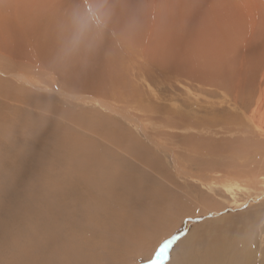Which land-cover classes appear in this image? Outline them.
<instances>
[{"label":"bare ground","instance_id":"obj_1","mask_svg":"<svg viewBox=\"0 0 264 264\" xmlns=\"http://www.w3.org/2000/svg\"><path fill=\"white\" fill-rule=\"evenodd\" d=\"M24 1L25 0H5L8 5H13L14 9H17L18 5H21V3L23 4ZM28 1L30 0H27V2ZM240 2L241 3L237 0V2H234V4H236L235 7H228L230 12H227V10L225 11V19H220L212 8V11H209L206 19H204L205 21L203 20V25L200 24V26H198V24L192 29H185L183 33L180 31L182 37H180L178 44L176 42L175 44L170 43L172 47H166L167 49L170 48L167 56L168 61L165 62L167 63L166 69L182 73L184 72L183 75L187 76L186 79L191 78L194 83L196 81L200 85L199 89L204 85L214 86L213 83H215L214 87H217L215 89L226 88V85L218 82L220 77L225 76V73H227L224 72V70L227 71L232 69L230 72H233L235 70L243 69L244 54L239 55L238 51L236 52L234 50L239 48H242V52H245L249 48H252V50L254 48L255 50V47L253 46L256 44H253V41L255 42L256 40L253 26L258 23L256 21L258 16V21L260 18L262 22L261 24L264 25L263 1V3L261 2V5H253L256 4V0H240ZM35 3L36 5H184V3H181V0H36ZM33 4L34 0L28 5ZM257 14L259 15L257 16ZM50 15L51 14H49V16ZM231 18H234L235 20L232 21ZM230 19L232 22H230ZM232 23L235 24L233 25ZM1 26L4 28L6 27L5 25ZM151 28H148V34L149 29L151 30ZM34 30L35 29L31 32L33 33ZM9 31V28L2 29L0 27V72L5 75L12 73L7 76H12L19 81H16L18 83L10 90L2 91L0 88V99L5 102H13L18 98L21 89L20 84L22 82H28L32 86L37 87L40 84L38 78H32V76L27 75L29 72H27V74L23 72V65L21 66L20 62V58L23 55L21 53V48L24 43L23 37L21 36L19 38V36L17 37L16 34H13L15 31L11 33ZM262 33L263 34L258 37L262 39V44L260 43V46H262L254 51L255 55L250 61L251 78L249 81L252 80V76H254L253 73H257L261 69L264 70V28ZM38 34L37 30V35ZM152 40L150 41L151 44ZM146 41L145 44L149 42ZM162 41L164 42V40ZM124 42L125 41H122V43ZM212 42L213 44H211ZM128 43L131 44V42ZM137 44H140L139 46L141 48V43L138 42ZM160 44H162V42ZM80 45L82 46V44ZM61 46L63 47V45ZM61 46H59L60 48L56 47L57 49L55 48V50H53L47 43H45V46L41 48L39 47L41 53H44L41 58L42 60H45V62H40L41 59H38V56L34 52H29V66L34 67L39 71L41 69L42 71H45V68H49L50 71L52 69H58L61 72L63 86L68 90L63 86L62 88L68 92H66L68 96H76L74 95L76 93L89 95L93 97V99H91L93 104L98 105L105 110L107 109L108 112H111L113 115L98 116L92 110H83L81 111V115L77 114V116L74 117L67 112L64 107L59 109L55 107L56 112L61 113L67 119L71 120L73 125H77L83 129L84 133L77 132L75 135H69V141L62 144L56 139H51L44 144V146L47 147L46 149L26 152L22 147L18 148L16 153L17 157L20 158L24 156L34 160V168L36 169H42L46 163L48 155H52V157H55L54 161L56 169L46 175L43 173L41 178L38 179L39 183L34 187L24 184L21 188L16 189V191L11 189L1 196L0 264L3 263L2 253L7 250L8 247L12 251V257L8 264H88L87 261L94 262L99 258L100 251L96 252L94 249L97 247L103 249L112 247L116 251H118L116 248L118 247L124 252L135 253L137 251L139 252L142 244L146 245L154 242V245L152 246L153 249L151 247V250L153 251L149 250L154 252L156 247H162L166 241L170 240L171 247L167 249V255L162 264H238L240 260L243 261V264H246L245 262L247 259L249 261L252 255V249L250 248L252 245V238H249V241H246L244 237H241L239 242L242 243L246 241V246L244 247L242 243L241 247L243 248L240 249L233 243L228 245H225L224 241L218 243V233H220L221 236H225L226 228L225 230H221L218 229L219 227H215L213 230L201 232H195V230L191 228V226L195 224L196 217H200V215H195L196 212L194 209H191L192 203H190V198H201L197 203L199 202L203 204V207L199 208L203 211L200 210L198 212H206V214L209 217L212 216V218L215 217V215H219V213H223L224 209L229 208L232 210V208L237 207V205L232 202L234 205L219 208L218 205L212 204L213 206L208 209L206 206L208 196H205V193L198 191L195 195H190L187 192H175V190L168 187V184H175L171 174L174 172V175H181V177L186 179H184L185 185L182 184L181 187L191 188V192L195 191L193 188L195 184L193 181L191 183L188 182L187 179L189 178L199 182L201 185H206V189L213 193L219 192V190H214V188H217L215 187L216 185H220L225 190L230 189L228 192L232 196L234 194L232 188H226L225 186H238L240 185L238 181H241L242 183L240 185L241 189H246L248 191L249 186L251 185L256 190L260 186L262 191H264V166L258 165L251 167L248 165L247 167L241 165L239 168L233 163L219 162V159L209 165H201L193 159L191 155L187 154L191 149V152L198 154L200 153V150L198 149L206 148L204 144H202L203 142L191 138H197V135L195 136L191 134L192 132L190 135L187 134L185 142H183V139L179 142V145H185L183 149L187 156L180 153L171 145H176V142L170 143L169 140H166V137L169 139L170 136H174L173 133L169 132L171 131L169 129L189 128V124H187L189 126L186 125L179 127L182 120L192 123L193 126H200L202 123L205 124V120H209L207 119V116L194 115L188 117L185 116L184 113L183 116L186 117L184 120L182 116H180V113L177 112L179 115L177 121L172 120L173 118L171 119L169 116L168 119H164V121L159 123L163 130H149L147 126L148 124L145 122L151 120V118L147 115L149 113L152 115L153 113L158 112V110L159 113H161L159 108L160 105L158 107L155 105L157 109L154 106H148V108L145 109V114L142 112L146 116L142 118L146 120L145 122L142 119L135 118L134 116L136 115L133 116L126 112H124L125 114H122L119 109L121 106L118 107V105L120 103H125L126 105V103H130V101L126 100L121 94L115 93V91L111 90L114 84H112L110 78V70L115 67V64L114 67L108 65L111 69L109 68V70H106L105 74L101 77L99 74L100 70H91L93 68L91 65L93 64L90 62V59L93 55L87 57L86 55H83V53L66 51ZM149 46L150 44L148 47ZM155 46L157 47L156 42ZM213 46L227 49L230 53L229 56L225 57L220 55L219 52L215 54ZM68 47L67 49H71ZM145 48H147V44ZM145 48H142V50ZM149 48L153 49V44ZM149 48H147L148 52ZM28 49L34 51L31 46H29ZM147 49H145L143 53H145ZM126 50L128 49L126 48ZM148 52L147 55L150 54L152 57L153 55ZM153 54L155 56L157 55L155 53ZM63 58H66L64 62H62ZM155 59L156 58H154V61ZM207 66H209L208 68L214 69L215 72L214 76L212 77L211 75L210 77L211 81L208 80V73L205 74L206 72H203ZM219 72L223 73L220 75ZM47 73L48 72H46V74ZM1 77L0 81H3V77L5 76ZM104 78L107 79L104 80ZM246 83L247 82L245 81V84ZM171 84L174 85L173 83ZM52 85H54L58 92L64 93L63 89L59 90L54 83ZM47 87L49 86H45V89H47ZM37 98L38 100L43 101L41 104L44 105L43 110L45 111L46 108L49 107L48 103L51 102L50 98ZM132 98V100H135L142 107H147L142 105L143 98H141L139 94H135ZM79 99L81 98H78V100ZM75 100L77 99L75 98ZM82 102L84 103V100H82ZM247 102H249V100ZM162 114L160 116H162ZM119 117L124 118L126 122H134L135 128L138 131L137 134L144 137L145 142H139L137 140L138 137L132 133H130V135L132 134L131 136L122 135L126 133V131L123 126L124 121L122 123L119 122ZM214 117H212V119ZM217 117L221 118L220 116ZM214 119H216V117ZM251 119H253L252 115ZM176 122H178V124ZM209 122L212 123L213 121L210 119ZM217 122L219 121L217 120ZM228 123L230 122H227V124ZM205 126L202 128L205 129L204 132H210ZM155 127L156 126H154V128ZM166 128L168 130H166ZM192 129H194V127ZM198 130L199 128L197 131ZM262 131L263 132L260 133L264 134V129ZM240 138L242 139V136ZM98 142L106 143V147L110 150L105 149L104 144H99ZM111 148L117 149L120 152V155L125 154L139 159L145 165H142L139 162L136 164L138 166H143V168H149L153 171L156 177L152 178V176L148 174L146 175L144 171L135 167L134 161L129 164L127 163V159L125 162L124 159L118 158L114 152L112 153L113 149L111 151ZM157 151L164 152L167 159L171 162L173 171H170L168 166L163 167L164 165L161 164L162 161L157 155ZM229 151L231 152V150ZM232 152H234V150H232ZM2 157L7 159L6 155H2ZM258 157H260V155ZM242 158H245V156ZM191 163L195 164L194 166H197L196 169L201 171L200 177L196 174H193L192 176L189 175L191 172L188 168L193 167ZM28 166L29 165L20 167L19 174H26ZM3 168H5L4 163L0 162V176L3 173ZM12 178L14 180V177ZM3 180L4 179H0V192L4 185H8ZM162 180H165V182ZM257 194L254 198L251 197L253 201L256 199L259 200V198H261L260 196H264V193L259 192V195ZM146 201L149 202L146 203ZM130 202H135L134 207H132V213L122 214L124 217L121 219L120 216L114 217L111 215L114 205H118L119 210L121 211L122 208L130 204ZM68 203L70 205L73 204V206H69ZM195 209L197 210L198 208ZM193 212L195 213L193 214ZM246 213L245 216H243L244 218L250 216V212ZM180 217L182 221L178 223V218ZM254 219L257 220V217H251L249 221H253ZM93 223L101 225L102 231H95L96 228L92 227ZM13 224L18 225L17 231L11 228ZM114 224L117 225L116 228H114ZM113 231L115 233H113ZM174 236H178V239L173 243L174 240L172 239ZM5 239H8L9 243L6 242ZM121 250L119 252H121ZM93 262L90 264H93ZM260 264H264V261H261Z\"/></svg>","mask_w":264,"mask_h":264},{"label":"rangeland","instance_id":"obj_2","mask_svg":"<svg viewBox=\"0 0 264 264\" xmlns=\"http://www.w3.org/2000/svg\"><path fill=\"white\" fill-rule=\"evenodd\" d=\"M31 1L33 0L28 2L25 0L23 4L21 3V5H18L17 9H14L13 5H8L5 0H0V27L2 29L9 28L10 33L15 31L13 34H16L17 37H23L24 43L21 48V53L23 55L20 58L21 66L23 65V72L26 74L29 72L27 75L40 80L38 87L32 86L28 82H25L26 84L24 82L21 84L19 83L21 87L20 93L22 94L19 93L18 98L13 102H5L0 99V126L2 127H0V159L2 158L0 162H3L5 167L3 168V173L0 176V179H4L3 181L8 184L2 187L0 198L6 191H10L11 189L16 191V189L21 188L24 184L34 187L39 183L38 179L41 178L43 173L46 175L56 169V164L54 161L55 157H52V155H48L46 158V163L42 169L34 168V160L24 156L20 158L17 157L16 153L19 147H22L26 152H32L38 149H46L47 147H45L44 144L51 139H56L62 144L69 141V135H75L77 132L84 133L83 129L77 125H73L71 120L67 119L61 113L56 112L55 107L58 109L64 107L65 110H67V112H69L74 117H76L77 114L81 115V111L83 110H92L98 116L113 115L111 112H108L107 109L105 110L98 105L93 104L91 102L93 97L89 95L76 93L74 94L76 96H68V92L62 88L63 83L61 72L58 69H52L50 71L49 68H45V71H42V69L39 71L38 69L29 66V52H34L38 56V59H41L40 62H45V60H42L41 58L43 57L42 55H44V53H41V49H39V47L41 48L45 46V43H47L53 50H55L56 47L63 45V47H61L66 51L83 53V55H86L87 57L93 55L90 59V62L93 64L91 65V67H93L91 70H100L99 74L101 77L103 74H105L106 70H109V68L111 69V67H114L115 64V67L110 70V78L112 80V84H114L111 90L115 91V93L121 94L126 100L130 101V103H126V105L125 103H120L118 105V107L121 106L119 109L122 114H125L124 112L128 114L130 113V115H136L137 117L134 116L135 118L142 119L145 116V109H147L148 106H154L156 108L155 105H157V107L160 105L162 107L161 109L159 106L161 113H159V110L152 115L150 113L149 115L146 112L148 114L147 116L151 118V120L147 121L148 123L145 122V119H142L146 124H148L147 126L149 130H161L162 127H160L159 123L164 121V119H168L169 116L171 119L173 118L172 120L177 121L179 116L177 112L180 113V116H182L184 120L186 118L183 116L184 113V115L188 117L194 115H205L207 116V119H211L213 121L212 123L209 122V120H205V124L202 123L203 126L206 125L205 127L207 130H210V132H204L205 129H202V124L200 125V128L199 125L193 126L192 123L182 120L179 127L189 124L190 126L187 125L189 128L169 129L171 130L169 132L173 133L174 136H170L169 139L166 137V140H169L170 143L176 142V145L171 144L172 147H175V150H178L180 153H183L186 156L187 154L191 155L193 159H195L199 164L209 165L210 163L219 159V162L233 163L239 168L241 165H245L247 167L248 165L251 167L258 165L264 166V134L260 133L263 132L262 130L264 129V70L261 69L257 73H253L254 76H252V80L249 81L251 78L250 61L255 55L254 51L258 50L262 46H260V43L262 44V39L258 37L263 34L262 30L264 25L261 24L262 22L260 18L258 21L259 14H257L258 17L256 16V21L258 23L255 21L256 24L253 26L256 40L255 42L253 41V44H256L253 46L255 47V50L254 48L253 50L252 48H249L245 52H242V48L234 50L236 52L238 51L239 55L244 54L242 66L243 69L235 70L233 72H230L232 69L227 71L224 70V72H227L225 73V76L220 77V79L218 78L219 83L226 85V88L224 89H215L217 88L214 87L215 83H213L214 86L204 85L201 89H199L200 85L196 81L194 83L192 81L193 79L191 78L186 79L187 76L183 75L184 72L182 73L179 71L166 69L167 63L165 62L168 61L167 56L170 50V48L167 49L166 47H172L171 44H175V42L178 44L185 29H192L198 24V26H200V24L203 25L205 21L204 19H206L209 11H212V8L220 19H225V11L227 10V12H230L228 7H235L236 4H234V2H237V0H181V3H184V5H36V0H34L33 5H28L31 3ZM262 1L264 2V0H256V4L253 5H261ZM238 2L241 3L240 0H238ZM49 14L51 15L49 16ZM234 18H231L232 21L235 20ZM231 19L230 22H232ZM232 24L234 25L235 23ZM1 25H5L6 27L4 28ZM148 28H151V30L149 29V34L147 32ZM33 29H35V33L31 32ZM37 30L40 35H37ZM180 31L182 33H180ZM146 38L147 41L153 39L152 44L154 50L149 48L152 46L150 42L151 40L146 43L147 48H149V52L153 55L152 57L150 54L147 55L148 49L145 48ZM137 40L139 43H141V48L139 46L140 44H137ZM162 40H164V42ZM122 41L125 42L122 43ZM127 41L131 42V44ZM154 41L156 42L157 47L155 46ZM161 42L162 44H160ZM80 44H82V46ZM149 44L150 46L148 47ZM211 44H213V42ZM27 46L33 47L34 51H30ZM67 47L71 49H67ZM126 48L128 50H126ZM142 48L147 49V51L143 53L145 49L142 50ZM213 48L215 54L219 52L220 55L225 57H228L230 54L227 49L218 48L216 46H213ZM153 53L157 54V57ZM154 58H156L155 61ZM64 60H66V58H63L62 62H64ZM108 65H111V67H108ZM9 66L11 67L10 64ZM208 67L209 66H207V68L205 67L206 69H204L205 71L203 72H206L205 74L208 73V80L211 81L210 77L211 75L213 77L215 72L214 69ZM46 72L48 73L46 74ZM154 72H157L158 74H155ZM222 73L223 72H219L220 75ZM10 74L12 73H8L7 75ZM7 75L0 72V78H2L1 76H5L3 77V81H0V88L2 91L10 90L18 83L16 81H19L16 80V78ZM181 75L185 78V80L181 77ZM106 79L107 78H104V80ZM170 81L175 86L172 85ZM245 81L247 82L246 84ZM53 83L58 87L59 90L63 89L64 93L58 92L54 85H52ZM45 86L49 87L45 89ZM191 86H194L195 88ZM66 90L68 89L66 88ZM135 94H139V96L143 98L142 105L147 107H142L135 100H132V96H135ZM37 97L50 98L51 102L48 103L49 107L46 108L45 111L43 110L44 105L41 104L43 101L38 100ZM75 98L77 100H75ZM78 98L81 99L78 100ZM82 100H84V103ZM248 100L249 102H247ZM142 112H144V114ZM168 112H171L170 115ZM161 114L162 116H160ZM251 115L253 116V119H251ZM214 116L220 123L214 119ZM217 116H220L221 118ZM212 117L214 118L212 119ZM119 119V122L121 123L124 121L123 126L126 131V133L122 135L131 136L134 134L138 137L137 140L139 142H145V138L137 134L138 131L135 128L134 122H126L124 118L121 117H119ZM226 121L230 123L227 124ZM176 123L178 124V122ZM154 126L156 127L154 128ZM193 127L194 129H192ZM198 128L199 130L197 131ZM166 130L168 129L166 128ZM130 133L132 134L130 135ZM190 133L195 136L197 135V138L191 137L192 139L200 140L206 147L205 149H198L200 150V153L198 154L191 152L192 149L186 154L184 153L185 150L183 149L185 145H179V142L182 141V139L184 140L183 142L186 141L185 139H187V134L190 135ZM241 136L242 139L240 138ZM99 144H104V148L110 150L108 147H106V143L100 142ZM112 149L113 148H111V151ZM229 150H231V152ZM232 150H234V152H232ZM113 152L118 158L124 159L125 162L127 159V163L129 164L133 163L134 161L135 167L144 171L146 175L148 174L152 176V178L156 177L153 171H151L149 168H143V166H138L136 164L139 162L140 164L145 165L139 159L125 154L120 155V152L117 149H113L112 153ZM157 152V155L162 161L161 164L164 165L163 167L168 166L169 170L173 171L171 162L167 159V156L164 154V152ZM2 155H6L7 159H4ZM259 155L260 157H258ZM244 156L245 158H242ZM191 164L193 167L188 168V170L191 172L189 175L192 176L193 174H196L200 177L201 171L196 169L197 166H194L195 164ZM25 165L30 166L27 167L26 174H19L20 167ZM171 174L175 184H168L170 189L180 193L187 192L190 195H195L198 191L205 193V196H208L206 201V206L208 209L213 205H218L219 208L228 207L229 205L234 204L237 205V207L232 208V210L229 208L224 209L223 213H219V215H215V217L212 218V216L209 217L206 212H198L200 210L203 211L202 209H199L203 207V204L199 202L197 203V201L201 200V198H190V203H192L191 205L193 207H191V209H194L196 212L195 215H200V217H196L195 224L191 226L195 232L213 230L215 227H219L218 229L221 230H225L226 228L227 230L225 236H221L220 233H218V243L221 241H224L225 245L233 243L237 246V248L240 249L243 248L241 247L242 243L245 247L246 241H249V238H252V245L250 246L252 249L251 259L249 261L247 259L245 263L260 264L261 261H264V196H260L262 199L259 198V200H252V198H254L257 193V195H259V192L264 193L260 186L256 190L250 185L247 191L246 189H241L240 185L242 183L241 181H238L240 184L238 186H225L226 188H232V192L234 194L231 196L228 192L230 189L225 190L220 185H216L215 187L217 188H214V190H219V192H209L206 189V185H201L199 182L189 178L187 179L188 182L191 183L193 181L195 184L193 186L195 191L191 192V188L181 187L182 184L185 185L184 177H181V175H174V172ZM12 177H14V180ZM162 181L165 182V180ZM147 202L149 201H146V203ZM69 203V206H73V204L70 205ZM134 203L135 202H130V204L123 207L121 211L119 210L118 205H114L112 208L113 210L111 209V215L114 217L120 216V219L123 218L124 216L122 214L133 212L132 207H134ZM195 208L198 209L196 210ZM247 211L250 212V216L248 218H244L243 216H245ZM195 212H193V214ZM251 217H257V220L254 219L253 221H249ZM178 221V223L182 221L181 217L178 218ZM92 227L96 228L95 231H102L101 225L93 223ZM116 227L117 225L114 224V228ZM11 228L17 231L18 225L13 224ZM113 233L115 232L113 231ZM241 237H244L246 241L242 243L239 242ZM176 239H178V236L173 237V243ZM5 241L9 243L8 239H5ZM152 243L146 245L142 244L140 249L141 251L139 250V252L137 251L135 253L126 251L124 252L118 247H116L118 251L112 247L106 249L97 247L94 249L96 252L100 251L99 258L97 261L87 262L88 264L91 262H93V264H162L167 255V249L171 247V240L166 241L164 243L165 245L163 244L162 247L160 246L161 248L159 246V248L156 247L154 252H151L153 251L151 250V247L154 245V242ZM120 250L121 252H119ZM2 257V264H8L10 262L12 251L9 249V247L2 253ZM238 264H243V261L240 260Z\"/></svg>","mask_w":264,"mask_h":264}]
</instances>
